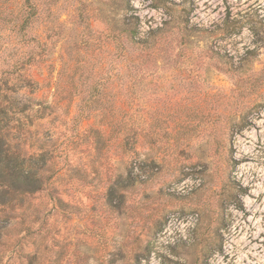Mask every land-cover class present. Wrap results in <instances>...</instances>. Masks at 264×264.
Returning a JSON list of instances; mask_svg holds the SVG:
<instances>
[{
    "label": "rangeland",
    "instance_id": "rangeland-1",
    "mask_svg": "<svg viewBox=\"0 0 264 264\" xmlns=\"http://www.w3.org/2000/svg\"><path fill=\"white\" fill-rule=\"evenodd\" d=\"M33 1V33L50 37L32 66L36 96L56 99L64 66L73 118L100 78L106 115L121 103L136 137L123 161L113 147L94 164L87 151L70 155L82 172L57 182L70 205L45 212L50 264H264V0ZM132 14L142 34L166 29L124 59L111 33ZM91 126L71 122L68 135ZM131 165L138 180L108 207L105 187Z\"/></svg>",
    "mask_w": 264,
    "mask_h": 264
},
{
    "label": "trees",
    "instance_id": "trees-1",
    "mask_svg": "<svg viewBox=\"0 0 264 264\" xmlns=\"http://www.w3.org/2000/svg\"><path fill=\"white\" fill-rule=\"evenodd\" d=\"M40 14L33 0H0V264H50L47 234L43 231L45 212L70 205L57 182L67 175L81 176L82 172L79 165L70 163V155L87 151L88 163L94 164L105 148L113 147L123 161L126 152L132 150L129 147L136 143V137L117 117L121 103H114L113 112L106 115V83L100 78L91 96L80 100L73 118L69 117V108L61 104L67 79H73L64 66L53 83L56 99L36 96L44 84L36 79L32 66L45 62L50 40L48 34L33 33ZM123 21L111 37L114 55L124 59L134 48L148 51L154 47L166 29L165 25L151 27L142 34L137 15L126 16ZM6 42L16 45L14 52L7 50L10 44ZM80 77L85 85L92 78L88 73ZM90 118L96 119L97 127L68 135L71 122L77 125ZM62 126L67 131H62ZM60 133H65L63 138ZM81 143L84 149H78ZM133 168L131 165L127 172L118 168L105 187L103 198L108 207H122L126 188L139 177L132 176Z\"/></svg>",
    "mask_w": 264,
    "mask_h": 264
}]
</instances>
